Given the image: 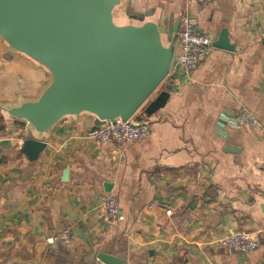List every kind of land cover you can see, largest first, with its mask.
Listing matches in <instances>:
<instances>
[{"label": "crops", "instance_id": "1", "mask_svg": "<svg viewBox=\"0 0 264 264\" xmlns=\"http://www.w3.org/2000/svg\"><path fill=\"white\" fill-rule=\"evenodd\" d=\"M183 14L213 40L226 27L233 49L213 47L174 78L149 134L128 143L88 138L98 124L86 111L43 131L12 116L52 73L0 34V264H102V253L116 264H264V0H119L112 19L154 22L162 46L178 51ZM241 107L259 124L233 127ZM29 137L46 143L35 161L20 150ZM105 194L118 200L115 223L99 205ZM236 230L256 236L253 252L218 245Z\"/></svg>", "mask_w": 264, "mask_h": 264}, {"label": "water", "instance_id": "2", "mask_svg": "<svg viewBox=\"0 0 264 264\" xmlns=\"http://www.w3.org/2000/svg\"><path fill=\"white\" fill-rule=\"evenodd\" d=\"M119 0H0V34L16 50L44 64L52 81L34 102L8 112L43 131L60 118L82 111L97 124L113 117L127 119L163 81L172 60V42L163 47L157 24L116 25L112 10ZM139 20L143 21L142 17ZM180 18L173 26L178 30ZM212 46L231 50L226 27ZM174 84L168 80L142 110L147 117L164 107ZM236 115L231 124L237 127ZM220 118L216 130L221 129ZM225 135V134H224ZM46 143L24 138L21 152L37 160ZM226 146L225 151H231ZM46 245L40 246L41 252ZM102 264H116L111 254L98 255Z\"/></svg>", "mask_w": 264, "mask_h": 264}, {"label": "built area", "instance_id": "3", "mask_svg": "<svg viewBox=\"0 0 264 264\" xmlns=\"http://www.w3.org/2000/svg\"><path fill=\"white\" fill-rule=\"evenodd\" d=\"M197 1L204 3L209 0ZM180 26L177 35L179 50L173 51L172 60L164 81H174V78L179 74L189 76V73L200 65L213 48L212 37L197 31L194 18L188 14H183ZM236 124L238 127H243L258 125L259 122L249 109L241 107L236 116ZM149 131L150 118L145 115L142 109H137L127 119L117 116L104 121L103 124L92 127L87 130L86 136L96 144L104 142L128 143L146 137ZM99 205L103 210L106 221L117 222L120 218V208L116 197L105 194L101 197ZM59 237L67 242L68 230L64 229ZM48 240L52 241V238L50 237ZM217 243L228 252L240 253L253 252L259 245L256 236L247 230L231 231L220 237Z\"/></svg>", "mask_w": 264, "mask_h": 264}, {"label": "rangeland", "instance_id": "4", "mask_svg": "<svg viewBox=\"0 0 264 264\" xmlns=\"http://www.w3.org/2000/svg\"><path fill=\"white\" fill-rule=\"evenodd\" d=\"M163 81L155 88V90L149 95V97L145 100V102L141 105L140 108L138 109H142L143 106L146 104V102L151 99L162 87ZM139 111V110H138Z\"/></svg>", "mask_w": 264, "mask_h": 264}]
</instances>
